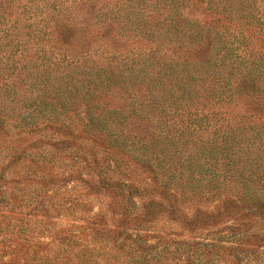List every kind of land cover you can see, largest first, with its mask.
I'll list each match as a JSON object with an SVG mask.
<instances>
[{
    "label": "trees",
    "instance_id": "obj_1",
    "mask_svg": "<svg viewBox=\"0 0 264 264\" xmlns=\"http://www.w3.org/2000/svg\"><path fill=\"white\" fill-rule=\"evenodd\" d=\"M97 2L45 5L44 38L37 50L33 45L38 42L26 47L13 35L8 38V98L18 102V110L0 114V152L5 150L0 204L11 202L10 208L21 207L28 211L25 216L44 220L30 232L25 228L30 221L11 228L7 222L4 232L0 227V234L11 236L7 264H258L264 254V168L246 174L247 156L225 146L227 137L217 133L220 124L169 126L152 115L168 104L176 86L197 95L189 77L180 84L172 79L141 84L129 92L98 83L79 94V76L91 75L95 65L92 50L86 49L89 42L82 38L73 46L69 38L104 12ZM174 20L177 29L181 19ZM106 22L98 21L97 30ZM198 39L180 44V54H171L166 68L203 67L208 47ZM255 51L247 56L250 64L260 56ZM46 76L41 84L51 78L52 88L61 84L54 94L30 91L31 78ZM105 77L119 75L112 71ZM221 78L211 82L223 97L219 103L227 106L232 98L250 103L251 118L261 126L255 135L262 137L263 74L240 68ZM27 97L32 104L23 109ZM244 125L255 133V125ZM189 141L190 150L180 146ZM255 143L242 153L253 151L252 146L264 153V141ZM9 185L34 194L8 198ZM70 215L67 225H56ZM0 251L5 253V246Z\"/></svg>",
    "mask_w": 264,
    "mask_h": 264
},
{
    "label": "rangeland",
    "instance_id": "obj_2",
    "mask_svg": "<svg viewBox=\"0 0 264 264\" xmlns=\"http://www.w3.org/2000/svg\"><path fill=\"white\" fill-rule=\"evenodd\" d=\"M78 1L0 0V114H14L18 110V102L10 99L12 95L8 98V50L10 49L8 38L13 35L22 43L21 45L26 42V47L38 42L33 45V48L37 50L39 41L42 42L44 38V24L42 25L40 20L45 12V5L62 3L67 6L75 2L77 4ZM97 5L104 6V12L95 13L96 19L94 18L95 20L88 28L78 29L79 31L74 32L69 38L73 46L78 40L82 43V38L89 42L86 44V47L88 46L86 49L92 50L91 63L95 65L91 75L79 76V82L76 83L81 87L79 94L98 83L100 86L117 84V88L129 92L141 84L162 85L171 79L175 84H180L183 83L180 80L182 77H189L192 85L198 90L197 95H195L196 91L190 93L176 86L169 95L171 100L168 101V107L166 108V105L161 110L151 111L154 118H159L169 126L180 121H183V124L193 123L202 128L220 124L223 128L217 133L219 136L227 137L225 146H232L236 156H247L246 174L252 168L257 169L258 166L264 168V153L261 150L257 151L255 146H252L253 151H248L246 155L242 153L247 146L249 147V142L255 141L256 145H261L264 141V135L260 138L255 135L258 134L261 126L257 128L255 121L251 118L253 111L249 109L250 103H243L240 99L232 98L231 101L226 99L227 106L222 105L219 101L223 97L217 92L215 85H211V82H219L218 79L230 69L241 68L245 72L250 70L252 73H261L264 76V0H131L125 2L98 0ZM8 8L13 11L12 15H8ZM106 9H111L112 13L108 12L109 10L106 12ZM175 14L178 15L174 16ZM115 15L119 19L113 22L111 16ZM174 18L181 19L177 28L181 30L179 32L175 29ZM100 20L107 22L103 25V29L98 31ZM77 23L82 24V21L77 20L75 24ZM198 35V43L208 47L207 55L203 56L207 58L202 61L203 67L189 66L172 70L166 68L170 55L180 54L178 46L195 44L197 41L195 36ZM253 49L260 54L257 56L256 64L246 61ZM182 51L184 49H181ZM97 68H102L105 72L95 73L99 71ZM112 71L119 77L114 79L105 77ZM46 78L47 76L42 80L38 77L31 78L30 91L36 92L41 89L54 94L55 88L57 89L61 84L58 82V86L52 88L51 83L55 81L53 78L48 83L41 84ZM184 82L187 83V81ZM21 104L23 109H26L31 106L32 101L27 97L25 102L21 101ZM261 112H264V109ZM109 117L110 115L107 116ZM111 119L118 120L113 116ZM238 121L239 125L236 126L235 122ZM244 124L255 125L253 130L255 133H250L251 127ZM160 126L165 128L166 124ZM242 126L246 128L243 130ZM183 128L181 127L182 130ZM215 131L216 127L213 129L214 136ZM186 144L180 146L190 150L192 143L189 141ZM159 148L162 147L156 146V150ZM155 152L159 154L158 151ZM4 154L5 150L0 152V159L4 157ZM13 187L15 186H8V198L13 195L26 197L34 194L32 190L22 191L23 188L20 192H16ZM8 204L6 202L0 204V227L3 225V232L7 228V222L8 227L11 228L30 221V225L25 227L28 232L41 227V220L44 218L27 217L24 214L28 212L26 209L21 207L12 209L10 208L12 203ZM93 204L97 206L96 201ZM74 209L76 212L81 210L77 207ZM72 220L73 217L70 215L64 221L56 220V225H67ZM224 222H228V219ZM4 234H0V250L5 246L6 252L0 251V264H7L10 259L7 246L11 236ZM260 259L258 264H264V254Z\"/></svg>",
    "mask_w": 264,
    "mask_h": 264
}]
</instances>
